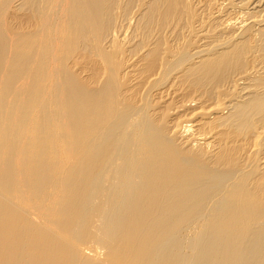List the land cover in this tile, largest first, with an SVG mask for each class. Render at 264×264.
Returning a JSON list of instances; mask_svg holds the SVG:
<instances>
[{"label":"bare ground","instance_id":"6f19581e","mask_svg":"<svg viewBox=\"0 0 264 264\" xmlns=\"http://www.w3.org/2000/svg\"><path fill=\"white\" fill-rule=\"evenodd\" d=\"M0 264H264V0H0Z\"/></svg>","mask_w":264,"mask_h":264}]
</instances>
